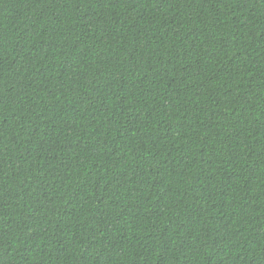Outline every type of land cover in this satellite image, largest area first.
Masks as SVG:
<instances>
[{
  "label": "trees",
  "instance_id": "16d2710c",
  "mask_svg": "<svg viewBox=\"0 0 264 264\" xmlns=\"http://www.w3.org/2000/svg\"><path fill=\"white\" fill-rule=\"evenodd\" d=\"M0 264H264V0H0Z\"/></svg>",
  "mask_w": 264,
  "mask_h": 264
}]
</instances>
